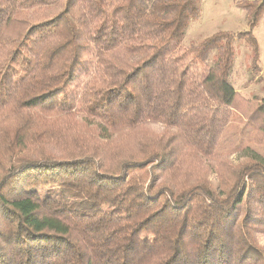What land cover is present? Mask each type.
I'll return each mask as SVG.
<instances>
[{"label": "trees", "instance_id": "trees-1", "mask_svg": "<svg viewBox=\"0 0 264 264\" xmlns=\"http://www.w3.org/2000/svg\"><path fill=\"white\" fill-rule=\"evenodd\" d=\"M233 1L247 31L184 47L201 0H0V264H264L249 235L264 228L263 161L238 167L225 192L177 189L156 184L162 149L110 171L81 137L160 123L176 132L167 141L212 153L239 108L235 42L261 72L264 0ZM255 101L251 120L264 116ZM248 202L262 222L237 219Z\"/></svg>", "mask_w": 264, "mask_h": 264}, {"label": "rangeland", "instance_id": "rangeland-1", "mask_svg": "<svg viewBox=\"0 0 264 264\" xmlns=\"http://www.w3.org/2000/svg\"><path fill=\"white\" fill-rule=\"evenodd\" d=\"M248 30L246 13L234 6L233 0H201L197 19L191 20L184 33L181 45L186 47L200 43L205 38L220 31L238 33ZM16 29L8 31L15 34ZM258 49L259 60L256 66L261 69L258 74H250L252 62L249 50L243 47V42H235V58L231 72V82L239 95L238 107L230 113L228 125L221 130L217 148L212 153H202L187 143H181V138L167 141L176 134L173 129H165L160 123H147L136 130L123 133L108 134V139L99 138L95 132V124L81 129L82 141L97 148L100 166L105 170L115 171L117 166L128 157L141 159L153 150L166 153L167 162L159 169H154L157 185H166L177 189L199 182H206L218 194L225 192L234 181L236 169L251 161L264 162V116H255L251 120L255 99L264 98V15L253 29ZM244 101V102H243ZM72 130L70 133H75ZM51 153L60 155L55 147L48 148ZM56 149V150H55ZM142 173L143 182L148 184V173ZM206 210L200 204L198 217ZM257 215V220L263 216L257 210L254 202L245 203L237 208V219H246V215ZM240 221V220H239ZM248 223V221H247ZM253 223L249 231L252 242L264 250V228ZM248 225V224H247ZM246 225V226H247Z\"/></svg>", "mask_w": 264, "mask_h": 264}]
</instances>
